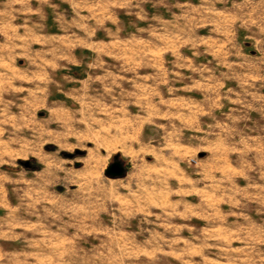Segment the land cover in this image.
I'll use <instances>...</instances> for the list:
<instances>
[{"label": "rangeland", "instance_id": "rangeland-1", "mask_svg": "<svg viewBox=\"0 0 264 264\" xmlns=\"http://www.w3.org/2000/svg\"><path fill=\"white\" fill-rule=\"evenodd\" d=\"M0 264H264V0H0Z\"/></svg>", "mask_w": 264, "mask_h": 264}, {"label": "water", "instance_id": "water-1", "mask_svg": "<svg viewBox=\"0 0 264 264\" xmlns=\"http://www.w3.org/2000/svg\"><path fill=\"white\" fill-rule=\"evenodd\" d=\"M106 174L110 177H122L125 174L124 165L118 160V157L115 156L114 162L109 165L106 170Z\"/></svg>", "mask_w": 264, "mask_h": 264}, {"label": "bare ground", "instance_id": "bare-ground-1", "mask_svg": "<svg viewBox=\"0 0 264 264\" xmlns=\"http://www.w3.org/2000/svg\"><path fill=\"white\" fill-rule=\"evenodd\" d=\"M90 163V162H89Z\"/></svg>", "mask_w": 264, "mask_h": 264}]
</instances>
